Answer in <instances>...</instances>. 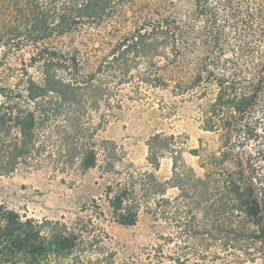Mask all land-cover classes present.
<instances>
[{
    "label": "trees",
    "instance_id": "16d2710c",
    "mask_svg": "<svg viewBox=\"0 0 264 264\" xmlns=\"http://www.w3.org/2000/svg\"><path fill=\"white\" fill-rule=\"evenodd\" d=\"M5 2L13 14L0 16L4 55L33 47L29 62L35 76L0 85V175L43 157L64 168L95 167L97 152L87 133H96L121 109L116 93L123 81L137 78V93L141 87L163 88L162 67L177 68L187 49L199 45L203 56L182 91L204 95L207 86L214 87L199 117L203 131L226 133L218 155L195 177L181 164L172 136L151 135L150 169L139 179L127 172L105 188V198L112 221L123 227L134 226L142 209L152 221L167 223L169 214L187 210L181 226L189 238L218 239L225 250L239 253L238 264L253 262L251 249L264 246V176L256 190L264 0H0V5ZM250 141L255 145L246 150ZM166 156L171 176L160 182L155 172ZM168 189L176 190L172 198L165 197ZM83 221L74 226L38 221L0 203V264H152L150 256L120 257L90 217Z\"/></svg>",
    "mask_w": 264,
    "mask_h": 264
},
{
    "label": "rangeland",
    "instance_id": "374dc122",
    "mask_svg": "<svg viewBox=\"0 0 264 264\" xmlns=\"http://www.w3.org/2000/svg\"><path fill=\"white\" fill-rule=\"evenodd\" d=\"M7 7L8 10L4 11ZM8 14L12 18L13 7L5 2L0 5V16L7 19ZM33 52L34 48L26 45L4 55L0 43V85L35 76V69L29 62ZM202 56L199 45L191 46L177 68H170L168 64L162 67L158 73L166 79L163 88L141 87L137 93V78L123 81L116 93L121 109L109 115L96 133L92 129L87 133L91 148L97 152L95 167L87 171H81L78 164L64 168L46 157L39 163L21 165L10 174L0 175V203L23 216L38 221L58 220L69 226L90 217L93 224L106 234L101 238H110L119 256L125 259L150 256L152 264H223L225 260L238 264L239 253L225 250L218 239L212 241L203 235L189 238L190 234L181 226L188 220H185L187 210L185 213H182L185 210L176 211L172 216L169 214L171 219L167 223L163 219L152 221L142 209L134 226L123 227L112 221L105 198V188L127 172L139 179L140 174L150 169L146 161V141L151 135L172 136L181 164L195 177H202L207 160L213 161L218 155L226 133L203 131L199 117L201 106L212 98L214 87L207 86L204 95H200V90L182 91ZM25 70L27 74L23 73ZM260 113L256 109V122L260 123L256 127L257 191L264 176V139H261L264 137V117L262 120ZM92 118L94 122V115ZM254 145L255 142L250 141L245 148L252 150ZM238 153L241 154L242 149ZM171 166L169 156L161 160L155 172L160 182L169 180ZM175 193V189H168L165 197L172 198ZM251 250L255 252L254 261L243 264H264V246L256 243Z\"/></svg>",
    "mask_w": 264,
    "mask_h": 264
}]
</instances>
